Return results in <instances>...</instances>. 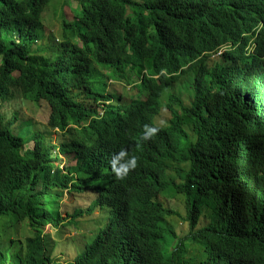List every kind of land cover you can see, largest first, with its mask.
I'll return each mask as SVG.
<instances>
[{"label":"trees","instance_id":"trees-1","mask_svg":"<svg viewBox=\"0 0 264 264\" xmlns=\"http://www.w3.org/2000/svg\"><path fill=\"white\" fill-rule=\"evenodd\" d=\"M51 1L0 0V235H15L0 264H264V65L242 63L249 38L239 45L240 17L264 21V0H78L59 37L44 29ZM124 71L139 77L138 105L123 107ZM164 92L178 106L152 124L156 170L180 181L188 232L149 240L133 222L153 204L109 162L144 141L142 102ZM22 103L45 104L46 124L13 128L14 110L2 124ZM59 154L74 163L61 169ZM65 193L76 198L69 210ZM84 225L82 251L59 262L64 230ZM193 244L199 255L187 257Z\"/></svg>","mask_w":264,"mask_h":264},{"label":"clouds","instance_id":"clouds-1","mask_svg":"<svg viewBox=\"0 0 264 264\" xmlns=\"http://www.w3.org/2000/svg\"><path fill=\"white\" fill-rule=\"evenodd\" d=\"M240 26L242 30L239 36V45L242 44V40L249 38L247 45L244 46L242 57L246 60L245 62L243 60L242 63H247V65H264V44H262L261 47L257 41L259 36L264 32V21L259 17L251 19L243 15V17H240ZM227 49L230 50L231 45L223 46L216 57L224 55ZM122 74V82H119V85L125 88L128 93L121 102H125L123 107H131L133 104H136L137 101H134L129 93L134 91L135 86L139 83V77L137 74L130 75L125 71ZM174 85L175 84L169 88L178 91L174 88ZM165 87L168 86L165 85ZM171 108L173 109V107ZM163 110L165 114L162 112ZM163 110L160 112V120L164 122L170 119V113L167 107L163 108ZM121 111L124 113L123 108ZM166 123H164V125ZM157 131L158 129L156 127L145 125L142 135L144 141L138 145L133 154L129 155L126 149L121 148L112 156L109 162L114 174L119 177V180L124 182V180L127 179L134 186L135 193L142 194L144 197L149 198L153 204L154 212L147 213L142 219L133 222L136 223V225H133L139 227L143 231L144 236L149 240L150 238L159 240L158 233L160 231L178 232L177 235L180 236L179 229L183 226L187 228L185 233L188 232V224L182 222V215H179L182 207L175 204V202H182L179 198H175V195H180L181 198L184 197L177 187V182L180 181L176 179V182L173 183L170 181L172 184L168 183V177L160 176L156 170L159 157L158 150H160V147L154 137L153 140L149 139L154 136ZM193 161L192 158L191 168H193Z\"/></svg>","mask_w":264,"mask_h":264},{"label":"rangeland","instance_id":"rangeland-1","mask_svg":"<svg viewBox=\"0 0 264 264\" xmlns=\"http://www.w3.org/2000/svg\"><path fill=\"white\" fill-rule=\"evenodd\" d=\"M66 0H53L51 1L48 6L46 7L42 19L44 24V29L46 36L53 35L55 37H59L62 29H61V21L62 19L67 15L70 19L74 18V14L76 15V10L80 9V3L78 0H72L68 4H65ZM74 14H73V12ZM137 16L140 17V15L137 14ZM138 17V18H139ZM121 87V86H120ZM119 87V88H120ZM123 87H121V90ZM45 104L41 103L39 106H35L30 103H22L21 105H15L13 107L8 106L6 108V111L8 115L5 117V121L3 120L2 124L8 122L12 118L13 110L17 112L18 115V121L15 122L13 125V128L23 121L24 119H31L33 122L38 124V127H41V124H46L47 122V110L45 109ZM5 116V115H4ZM162 121V120H161ZM51 137L53 141L56 140L58 137V131L55 130ZM28 147V145H26ZM58 161L55 163L58 165L61 169L65 170L66 166L72 165L74 162L71 160V158L66 157L65 155L59 154L58 155ZM63 203L68 204L67 210H69L70 206L76 204V198H74L72 195H69L65 193L63 199ZM85 200L83 197H81V201H77L78 205L84 206ZM65 217L66 215L63 214ZM100 220V219H99ZM95 222V221H94ZM94 222L92 224H94ZM99 223V221H98ZM97 226V224L95 223ZM82 230H74V229H65L63 233V239L61 241L59 251L57 252V260L61 263H64L63 261H72L73 258L78 254V252H81L83 249V235L82 233L88 234L90 231H92L91 226L84 225V227L80 226ZM53 230V231H52ZM51 227L47 226L44 230L45 233L57 232V229H52ZM187 231V228L185 226L181 227L179 229L180 236H183L185 232ZM23 235H28V231L26 229H21L20 231ZM57 238V237H55ZM7 239L14 240L15 235L12 234L10 237H7ZM7 239L4 237V230H1L0 235V248H3L6 246V243H9ZM58 239V238H57ZM174 245V244H173ZM8 247L11 246V244L7 245ZM191 246V247H190ZM188 251L185 253L187 257L189 255H199L198 250L200 249V246L193 244L190 245Z\"/></svg>","mask_w":264,"mask_h":264},{"label":"bare ground","instance_id":"bare-ground-1","mask_svg":"<svg viewBox=\"0 0 264 264\" xmlns=\"http://www.w3.org/2000/svg\"><path fill=\"white\" fill-rule=\"evenodd\" d=\"M129 94H130V96H132V99H134V101H137L136 102L137 105L139 104V100L141 98H144L143 94L140 93L138 90H134ZM170 94L171 93L164 92L161 99L157 103H155L152 107H147L145 100H143L141 106H143L145 108V110H141V112H142L141 118L146 119L147 122H149V125L151 127H154L152 124H154L156 126L157 125L158 126L164 125L163 121L160 120V113L155 114L159 109L163 110V108H165V107L171 108L173 106H178V104H169L168 96ZM161 116H163V115H161ZM152 137H158V136L154 135ZM152 137L149 140H153ZM158 151H161V150H158ZM132 152H133V150L131 148H128V153L131 154ZM120 229H123V228H120ZM134 229L139 230L141 232V234L144 235L143 231L139 227H135Z\"/></svg>","mask_w":264,"mask_h":264}]
</instances>
